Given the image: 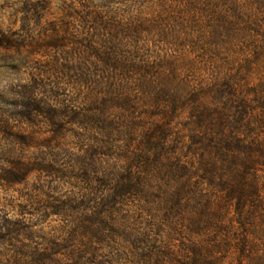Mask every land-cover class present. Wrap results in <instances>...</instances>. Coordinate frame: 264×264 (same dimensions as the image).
Instances as JSON below:
<instances>
[{"label": "rangeland", "instance_id": "obj_1", "mask_svg": "<svg viewBox=\"0 0 264 264\" xmlns=\"http://www.w3.org/2000/svg\"><path fill=\"white\" fill-rule=\"evenodd\" d=\"M244 99L264 126V0H0V177L20 180L0 184V264H264V133L234 155L255 194L243 228L199 171L217 162L209 140L235 141L229 105ZM158 128L164 150L146 151ZM125 173L137 192L102 209L101 244L84 238L78 220Z\"/></svg>", "mask_w": 264, "mask_h": 264}, {"label": "trees", "instance_id": "obj_2", "mask_svg": "<svg viewBox=\"0 0 264 264\" xmlns=\"http://www.w3.org/2000/svg\"><path fill=\"white\" fill-rule=\"evenodd\" d=\"M113 52H111L110 54H112ZM110 56V55H109ZM108 57V55L106 54L105 58ZM107 65H109L110 68H116L113 66H110L109 62H106ZM254 102H249V101H245L241 100V102L235 103L234 106L229 105V110H235L236 111V119L232 120L233 122H230V126L233 127L232 132L230 134V136H232V134L234 135V140L233 142L229 143H225L224 145L218 141H216L215 143L212 141H208V144L206 146H204V144L201 142V139L199 138L200 136H197V134H195L196 136L192 137V139H190V145L191 147V151H193L194 153L196 152L195 150H193V147H200V145H203L204 148L201 149L202 151H204V149H207L209 151H212V153L215 154V156L217 157L216 160L217 162H212L209 161V163H203V165L199 168V171L201 173V175H203V177L201 178L202 183H206L208 184V186L211 188V193L213 192V194H217V193H223L227 204H231V210H232V215L234 218V223L238 224L241 226V228H243L246 225V221H248L249 218V214L247 211L248 208V201L247 198H252L255 196V194H251L249 195V193L246 191L248 189V184H246V179L248 178V173L251 172V168L249 166V163H247L245 161V159L243 161H239L236 160L234 155L236 156V154H240V152L245 155L248 156L250 154L253 153V151L255 150L256 147H253L252 145H245L242 142V138H247L246 140H248V138L251 139L252 137H257L258 134L260 133H264V131H261L262 129H264L263 126V122L259 119H257L256 114H252L253 112V108L250 110V105H253ZM126 106V105H122L120 104L119 108L121 110H123L122 108ZM231 106V107H230ZM130 113L132 111H129ZM209 112V110H208ZM212 112V110H211ZM216 114H214L218 120L217 122V126L222 130L224 128V124L221 122L223 121V118L221 119V115L220 113L216 112ZM206 114V112L204 110H201L199 112L197 116L198 117H204V115ZM43 115L47 116L48 113L44 112ZM50 116H54V114H51ZM49 116V117H50ZM67 118L69 119L68 124L69 125H73V126H80L82 128V126L85 127L84 124H86V122H82V117H80L78 114H67ZM201 118L198 119L199 122H201ZM213 121V120H211ZM131 125V124H130ZM262 126V127H261ZM56 127V126H55ZM54 127V128H55ZM133 130L131 131V135L128 132L129 136H135V130L137 129L138 125L137 124H132ZM215 127L213 126V129ZM56 135L60 134L59 132H61V128H57ZM218 129V128H217ZM96 130V129H95ZM130 130V129H129ZM111 131V130H110ZM54 133V132H53ZM103 133H108V129L105 130V132H101V134ZM112 135L114 134V132H112ZM165 132H163V129L158 128L156 131H154V133L152 135L145 136L143 141L144 143H142V147L145 148L146 151L150 150V151H158V152H162L164 150V148L161 147V145L157 144L161 143V141L163 139H165ZM111 135V134H110ZM200 135V134H199ZM259 137V136H258ZM214 140V139H213ZM21 144L24 147H34V145L36 146L37 144L32 143V140H20ZM31 141V142H30ZM220 145L222 148H220ZM225 151H228L227 153H231L233 154L231 157H234L231 160H227V162H223L226 166L225 167H219L220 162L219 159L222 158L223 160V154ZM257 151V149H256ZM258 152V151H257ZM237 158V156H236ZM213 159V158H212ZM230 159V157H229ZM143 161L148 162V160H144L143 158L140 157H135L132 164L136 165V164H140ZM213 164H212V163ZM228 163H232L228 164ZM231 165V166H230ZM236 166L238 168H240V170H238V173H240V175H238L240 182H245L244 184H242L240 186V184H234L235 180L234 177H236V171H232L231 168L233 166ZM176 166V165H175ZM33 166H26V168H23V166H19L17 172L19 174H27L32 172L34 169L31 168ZM35 167V166H34ZM230 168V169H229ZM41 169H45V168H41ZM46 170V169H45ZM198 170V169H196ZM16 177V176H15ZM113 177V176H112ZM111 177V178H112ZM110 178V177H109ZM14 180L7 178L6 176L4 177H0V184L3 183L4 186L7 187H11L12 184L15 183H19L18 181L20 180H15L17 178H13ZM110 182L112 181V188L109 190V195L107 197H105L103 200H98V206L99 208L95 209L92 214L88 217H84V218H80L78 220V224L84 225L82 226V231H83V236L86 239H91L94 241V243L97 244H101V242L105 239L104 238V234L106 232H108V228L106 226V221H105V213H102V209L104 210V208H108L109 210H112V214L113 215H117V212L115 211V208L117 206L120 205V203L129 195H131L132 193H136L137 192V184L136 182L139 181V179H136L134 181V178L132 176H130L129 174H119L117 175L114 179H107ZM109 182V183H110ZM233 184V185H231ZM209 194V195H210ZM213 197V196H212ZM209 196H207V201L209 200ZM68 202L65 203H61V205H59V207L56 208H52L50 207V212L53 215H61L63 214L61 211L62 209L64 210H72L71 208L69 209L68 207ZM209 203V201H208ZM207 203V204H208ZM247 203V204H246ZM177 208V207H176ZM77 212L78 209L76 208ZM76 212V211H75ZM71 235V234H70ZM73 237L72 239L75 238V235H71L69 236V238ZM216 244V243H215ZM215 249H218L219 246H215ZM248 247V241L245 240V238L239 243V248H240V252L241 254H247L249 253L248 250H246V248ZM53 251V250H52ZM198 252V251H197ZM54 253V252H53ZM56 253V252H55ZM68 255L66 256L67 258L70 257V253H67ZM72 258V256H71Z\"/></svg>", "mask_w": 264, "mask_h": 264}]
</instances>
